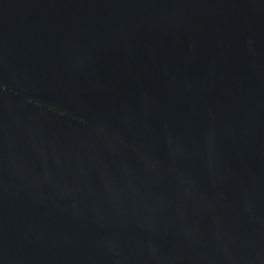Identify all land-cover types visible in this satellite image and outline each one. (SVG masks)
Masks as SVG:
<instances>
[{"label": "water", "instance_id": "obj_1", "mask_svg": "<svg viewBox=\"0 0 264 264\" xmlns=\"http://www.w3.org/2000/svg\"><path fill=\"white\" fill-rule=\"evenodd\" d=\"M0 264H264V0H0Z\"/></svg>", "mask_w": 264, "mask_h": 264}]
</instances>
